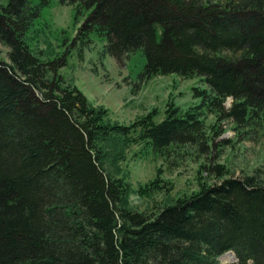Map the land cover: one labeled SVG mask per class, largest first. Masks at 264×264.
Returning a JSON list of instances; mask_svg holds the SVG:
<instances>
[{
  "label": "trees",
  "instance_id": "16d2710c",
  "mask_svg": "<svg viewBox=\"0 0 264 264\" xmlns=\"http://www.w3.org/2000/svg\"><path fill=\"white\" fill-rule=\"evenodd\" d=\"M52 1L0 0V264H219L226 253L264 264L261 173L236 178L218 162L264 135V0H56L88 13L71 45L80 60L99 39L118 67L141 51L145 80L205 85L192 89L200 105L168 100L161 122L153 109L128 126L58 76L65 57L45 62L24 41ZM225 125L232 139H220ZM134 147L137 158L201 161L198 191L155 215L133 210L132 195L173 190L161 170L130 187L121 165Z\"/></svg>",
  "mask_w": 264,
  "mask_h": 264
},
{
  "label": "rangeland",
  "instance_id": "374dc122",
  "mask_svg": "<svg viewBox=\"0 0 264 264\" xmlns=\"http://www.w3.org/2000/svg\"><path fill=\"white\" fill-rule=\"evenodd\" d=\"M87 14L77 17L74 5L61 6L54 0L51 7L35 20L24 41L35 55L42 51L45 62L65 57V65L58 69V76L74 85L89 104L108 110L110 120L122 126L130 125L153 109L158 111L155 122H161L168 100L182 111L200 105V99L193 98L192 92L193 88L206 89L199 77L184 80L173 74L145 80V57L141 51L132 54L129 61L118 67L108 55H103L105 43L93 39V44L83 51L80 60L78 48L71 45L77 28ZM75 20H78L76 27ZM67 49H70L69 54H66ZM7 53L8 48L0 43V62L9 65ZM212 122L213 119L208 117L206 124ZM225 127L228 129L220 139H232L233 136H229L232 132L230 126ZM140 150V147L131 148L126 162L121 165L130 187L137 191L157 179L161 170L159 179L171 183L173 190L169 194L158 193L151 198L132 195L129 201L133 210L155 215L163 206L198 191V166L201 161L194 162L187 157L174 158L167 163L154 159L150 154L142 158L134 157ZM218 162L229 168L236 178L252 175L254 170H259L260 178L264 181V135L259 133L254 140L224 149ZM209 183L212 185L214 182ZM218 263L237 264V261L232 255H225Z\"/></svg>",
  "mask_w": 264,
  "mask_h": 264
},
{
  "label": "bare ground",
  "instance_id": "6f19581e",
  "mask_svg": "<svg viewBox=\"0 0 264 264\" xmlns=\"http://www.w3.org/2000/svg\"><path fill=\"white\" fill-rule=\"evenodd\" d=\"M227 255H229V256H230V254H227Z\"/></svg>",
  "mask_w": 264,
  "mask_h": 264
}]
</instances>
